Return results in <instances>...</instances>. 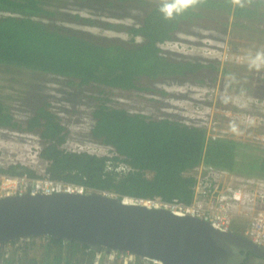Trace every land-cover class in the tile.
Wrapping results in <instances>:
<instances>
[{
  "label": "trees",
  "instance_id": "16d2710c",
  "mask_svg": "<svg viewBox=\"0 0 264 264\" xmlns=\"http://www.w3.org/2000/svg\"><path fill=\"white\" fill-rule=\"evenodd\" d=\"M162 2L139 0L148 10L141 21L124 27L127 38L98 41L88 33L46 22L45 17L57 13L48 7L49 0H0V65L61 75L78 85L151 90L139 82L143 77L175 78L208 69L214 72L212 78L216 81L222 69L219 59L164 50L162 45L177 40L180 32L199 35L194 29L203 23L213 29L208 27L210 22L224 33L232 26L240 34L249 33L252 39L257 33L264 34V0H200L172 20L159 12ZM74 18L89 25L97 23L79 13H74ZM101 24L113 27L110 22ZM222 70L229 73L227 68ZM233 83L229 80L228 87ZM99 99L92 112L90 132L95 141L115 152L112 156L67 148L69 130L47 99L41 100L24 121L17 119L0 99V127L37 134L41 141L38 154L48 162L52 178L120 197L160 195L190 201L195 181L190 170L201 162L264 176V150L249 153L257 148L249 142L208 136L205 126L169 116L154 118L112 107L106 103V96ZM108 160L124 161L132 169L109 170ZM1 174L41 176L22 162L0 165ZM11 242L15 245L17 241ZM8 250L1 252L0 264H103L106 259L105 253L98 258V253L87 246L51 236L30 237L21 247ZM120 255L117 253L110 264H123ZM140 260L136 256V261L129 264Z\"/></svg>",
  "mask_w": 264,
  "mask_h": 264
},
{
  "label": "rangeland",
  "instance_id": "374dc122",
  "mask_svg": "<svg viewBox=\"0 0 264 264\" xmlns=\"http://www.w3.org/2000/svg\"><path fill=\"white\" fill-rule=\"evenodd\" d=\"M49 1L51 4L48 7L57 13L45 17L46 22L88 33L98 41L126 39L124 27L141 21L148 10V7L139 4V0ZM74 13L92 17L97 23L89 25L75 20ZM101 22H110L113 27H104ZM213 23L216 24V21ZM207 24L214 28H206L203 23V26L194 29L199 35L180 32L177 40L165 42L162 46L166 52L219 59L222 69L227 68L229 73L221 69L216 81L212 78L214 72L204 69L175 78L143 77L139 82L150 86L151 90H125L78 85L61 75L0 65V99L10 106L21 121L31 115L41 100L50 101L69 130L66 143L69 149L111 153L110 147L95 141L90 132L94 123L93 109L101 101L99 97L106 96V103L112 107L142 112L154 118L169 116L205 126L210 135L249 142L262 153L264 67L250 70L249 58L257 51H264V34L259 36L257 33L256 38L252 39L249 33L240 34L232 26L224 33L210 22ZM229 80L234 81L230 87L227 85ZM40 148L41 141L37 134L0 127V165L22 162L41 174L46 164L38 154ZM9 247L0 244V257L1 252L9 251ZM137 264L151 263L141 259Z\"/></svg>",
  "mask_w": 264,
  "mask_h": 264
},
{
  "label": "water",
  "instance_id": "95a60500",
  "mask_svg": "<svg viewBox=\"0 0 264 264\" xmlns=\"http://www.w3.org/2000/svg\"><path fill=\"white\" fill-rule=\"evenodd\" d=\"M51 236L98 254L131 253L163 264H243L264 247L191 215L101 191L0 197V244Z\"/></svg>",
  "mask_w": 264,
  "mask_h": 264
},
{
  "label": "built area",
  "instance_id": "2783aa9c",
  "mask_svg": "<svg viewBox=\"0 0 264 264\" xmlns=\"http://www.w3.org/2000/svg\"><path fill=\"white\" fill-rule=\"evenodd\" d=\"M208 136L214 135L208 132ZM258 150L259 148H252L249 153H261ZM105 154L112 156L115 152ZM45 164L38 178L1 174L0 197L26 192H90L83 184L52 178L47 170L48 162L45 161ZM107 169L122 172L132 167L124 161L114 163L108 160ZM190 173L195 179L190 201L179 197L164 199L160 195L132 200L151 207L166 208L178 215L199 217L218 229L243 234L264 247V176L257 172H248L247 169L244 171L230 170L207 162H201L195 169L190 170ZM26 239L29 238L16 240L15 245H12L11 241L6 244L10 246L9 249L13 246L21 247ZM101 254H98V258ZM116 254H106L108 259L104 260L103 264H110ZM120 256L123 264H129L136 258V255L131 253H121ZM141 259L151 264H163L156 260Z\"/></svg>",
  "mask_w": 264,
  "mask_h": 264
},
{
  "label": "clouds",
  "instance_id": "9594fccd",
  "mask_svg": "<svg viewBox=\"0 0 264 264\" xmlns=\"http://www.w3.org/2000/svg\"><path fill=\"white\" fill-rule=\"evenodd\" d=\"M199 2L200 0H163L158 10L166 20H172ZM236 2L239 3L240 0H236ZM261 67H264V51H257L254 56L249 58V68L250 70H260Z\"/></svg>",
  "mask_w": 264,
  "mask_h": 264
},
{
  "label": "flooded vegetation",
  "instance_id": "af4514ba",
  "mask_svg": "<svg viewBox=\"0 0 264 264\" xmlns=\"http://www.w3.org/2000/svg\"><path fill=\"white\" fill-rule=\"evenodd\" d=\"M244 262H246V264H264V258L253 256L252 253L249 252L248 257L245 259Z\"/></svg>",
  "mask_w": 264,
  "mask_h": 264
}]
</instances>
